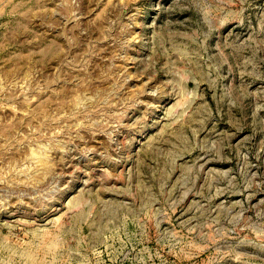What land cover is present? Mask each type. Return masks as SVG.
<instances>
[{"label":"rangeland","instance_id":"374dc122","mask_svg":"<svg viewBox=\"0 0 264 264\" xmlns=\"http://www.w3.org/2000/svg\"><path fill=\"white\" fill-rule=\"evenodd\" d=\"M0 264H264V0H0Z\"/></svg>","mask_w":264,"mask_h":264}]
</instances>
